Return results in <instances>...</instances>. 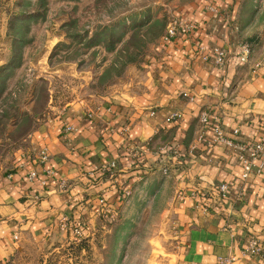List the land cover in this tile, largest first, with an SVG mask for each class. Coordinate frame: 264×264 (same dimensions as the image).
I'll return each mask as SVG.
<instances>
[{"label":"crops","instance_id":"crops-1","mask_svg":"<svg viewBox=\"0 0 264 264\" xmlns=\"http://www.w3.org/2000/svg\"><path fill=\"white\" fill-rule=\"evenodd\" d=\"M241 1L183 4L172 15L193 22V31L160 41L122 88L84 89L36 118L0 166V263L31 241L70 236L63 221L92 224L99 199L118 211L137 183L161 171L173 187L168 264H264V147L246 183L239 160L262 135L264 45L251 48L247 62L238 60L247 42ZM202 47L210 55L223 49V65L204 59ZM203 111L218 117L227 142H215L212 122L201 124ZM42 149L44 164L37 160ZM112 162L116 168L104 171ZM220 185L227 187L222 202L210 198Z\"/></svg>","mask_w":264,"mask_h":264},{"label":"rangeland","instance_id":"rangeland-1","mask_svg":"<svg viewBox=\"0 0 264 264\" xmlns=\"http://www.w3.org/2000/svg\"><path fill=\"white\" fill-rule=\"evenodd\" d=\"M192 0H14L0 4V166L47 113L75 95L122 88L161 41L173 12ZM239 23L252 50L264 45V0H242ZM25 12L22 20L12 16ZM51 99V100H50ZM173 187L161 171L144 177L118 211L99 215L84 240L27 243L9 264H168ZM80 245V246H77ZM81 247V248H79ZM79 248V249H78Z\"/></svg>","mask_w":264,"mask_h":264},{"label":"built area","instance_id":"built-area-1","mask_svg":"<svg viewBox=\"0 0 264 264\" xmlns=\"http://www.w3.org/2000/svg\"><path fill=\"white\" fill-rule=\"evenodd\" d=\"M209 10L213 11L215 10L213 5L208 6ZM194 25L193 22L190 20L179 16V15H172L168 18L167 23L165 25L164 32L161 36V41L167 42L173 38H176L178 36H187L193 31ZM200 53H202V57L204 59H208L210 56L213 58V63L217 66H221L224 63V58H225V52L221 48H215L213 49V54H209L205 51V49L199 48ZM251 53V45L247 42H244L240 44V50L237 54V58L240 62H247L249 59V55ZM199 121L201 122L202 125H207L209 123H213V130L215 134V142H227L223 135V130L222 126L219 123V119L217 116H211L209 112L203 111L200 114ZM65 132L71 130V126L67 125L64 128ZM264 147V120L262 124V135L259 141L253 142L252 144L248 145L245 147V154L242 155L239 160L240 164L242 166V173H241V181L243 183H246L250 179L251 175V169H252V163L254 160H256L259 155L261 154L262 150ZM37 160L40 164H44L48 162L49 156L48 153L45 149H42L38 156ZM116 168V164L114 162L108 164L107 166L103 167V170H114ZM167 168L164 167L162 168V172L164 174H167ZM45 176L48 178L50 175H52L51 171H45ZM37 177V173L33 170L29 171L27 174V178L30 181L35 180ZM46 179L41 180V185H45ZM226 191L227 187L226 185H220L218 188V193L213 194L211 199L214 198L218 202H222L225 197H226ZM126 194V193H125ZM38 197H35L37 199ZM99 205V212L98 214H103L104 216L108 217L109 215L111 216V212L108 207L106 206V202L104 199H99L98 201ZM60 227L62 229H70L71 232V237H73L75 240L81 241L84 240V234L88 233L89 227L85 226L84 224H80V226L77 227H69L67 224V221H63L60 223ZM251 251H255V247L252 246Z\"/></svg>","mask_w":264,"mask_h":264},{"label":"trees","instance_id":"trees-1","mask_svg":"<svg viewBox=\"0 0 264 264\" xmlns=\"http://www.w3.org/2000/svg\"><path fill=\"white\" fill-rule=\"evenodd\" d=\"M11 0H0V4L2 5L3 3H8L10 2ZM13 5H17L18 4V0H14V2L12 3ZM25 15L26 13L21 11V12H17L15 14H12V16L16 19H19V20H22L25 18ZM162 36V35H161ZM249 43V42H248ZM251 45V44H250ZM19 63L18 61V57H15L14 55H11L10 56V59L8 60V62H6V66H1L0 67V70L1 69H4V68H9V67H12V66H15ZM77 226H80V224H77V225H74L73 227H77ZM77 246H80V245H77ZM81 248V247H79ZM78 248V249H79ZM10 261L8 262H5V263H0V264H9Z\"/></svg>","mask_w":264,"mask_h":264}]
</instances>
